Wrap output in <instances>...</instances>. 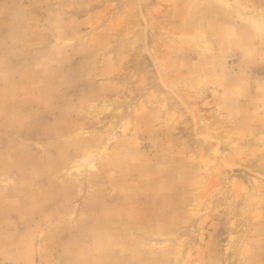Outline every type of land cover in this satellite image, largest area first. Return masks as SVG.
<instances>
[{
  "label": "rangeland",
  "instance_id": "1",
  "mask_svg": "<svg viewBox=\"0 0 264 264\" xmlns=\"http://www.w3.org/2000/svg\"><path fill=\"white\" fill-rule=\"evenodd\" d=\"M0 264H264V0H0Z\"/></svg>",
  "mask_w": 264,
  "mask_h": 264
}]
</instances>
